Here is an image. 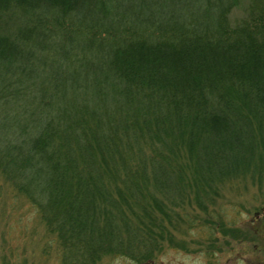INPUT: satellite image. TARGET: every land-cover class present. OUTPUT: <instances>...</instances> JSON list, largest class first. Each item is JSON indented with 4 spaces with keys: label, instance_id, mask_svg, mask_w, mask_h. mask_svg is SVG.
<instances>
[{
    "label": "trees",
    "instance_id": "trees-1",
    "mask_svg": "<svg viewBox=\"0 0 264 264\" xmlns=\"http://www.w3.org/2000/svg\"><path fill=\"white\" fill-rule=\"evenodd\" d=\"M0 0V173L62 264L152 263L264 209V0ZM237 16V18H235Z\"/></svg>",
    "mask_w": 264,
    "mask_h": 264
},
{
    "label": "rangeland",
    "instance_id": "rangeland-1",
    "mask_svg": "<svg viewBox=\"0 0 264 264\" xmlns=\"http://www.w3.org/2000/svg\"><path fill=\"white\" fill-rule=\"evenodd\" d=\"M241 0L236 15L244 13L247 2ZM237 18V16L235 17ZM239 198L225 190L219 202V220L223 229H236L235 236L218 231L207 242L209 230L194 228L187 235L188 249L165 246L152 263L143 264H264V209L256 213L252 207L261 205L254 200L255 190ZM46 226L37 207L24 195H17L13 185L0 173V264H62L57 241L49 244ZM99 264H142L124 256H107Z\"/></svg>",
    "mask_w": 264,
    "mask_h": 264
}]
</instances>
